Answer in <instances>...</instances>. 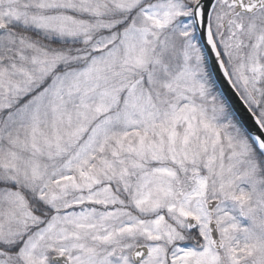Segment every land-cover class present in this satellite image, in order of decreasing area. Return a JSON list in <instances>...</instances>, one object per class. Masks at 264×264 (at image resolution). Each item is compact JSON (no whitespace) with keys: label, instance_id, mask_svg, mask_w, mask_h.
I'll return each instance as SVG.
<instances>
[{"label":"snow or ice","instance_id":"1","mask_svg":"<svg viewBox=\"0 0 264 264\" xmlns=\"http://www.w3.org/2000/svg\"><path fill=\"white\" fill-rule=\"evenodd\" d=\"M0 264H264V0H0Z\"/></svg>","mask_w":264,"mask_h":264}]
</instances>
